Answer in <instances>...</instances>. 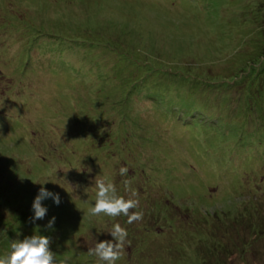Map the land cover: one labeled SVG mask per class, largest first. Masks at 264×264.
I'll use <instances>...</instances> for the list:
<instances>
[{
	"label": "rangeland",
	"instance_id": "rangeland-1",
	"mask_svg": "<svg viewBox=\"0 0 264 264\" xmlns=\"http://www.w3.org/2000/svg\"><path fill=\"white\" fill-rule=\"evenodd\" d=\"M259 9L264 0H0V255L12 240L41 234L69 264H95L88 249L109 240L113 224L88 216L95 178L115 183L121 166L123 178L133 169L143 173L138 182L151 178L155 192L165 180L177 206L222 217L244 208V183L264 190ZM10 23L23 36L7 35ZM34 33L30 64L5 55L27 53ZM260 82L262 97L243 98ZM229 152L233 173L221 169ZM42 186L60 203L43 199L47 214L33 220ZM155 233L144 255L130 251L116 264H201L200 237L182 243L177 259Z\"/></svg>",
	"mask_w": 264,
	"mask_h": 264
},
{
	"label": "trees",
	"instance_id": "trees-1",
	"mask_svg": "<svg viewBox=\"0 0 264 264\" xmlns=\"http://www.w3.org/2000/svg\"><path fill=\"white\" fill-rule=\"evenodd\" d=\"M261 12L262 9H259L257 15L253 18L258 22V34L264 39V13L261 14ZM8 28L7 35L8 33H12L14 36H18V34L23 36L22 33L25 32L21 29L18 30L19 32L16 29H12L11 23L8 24ZM3 30V28H0V31L3 32ZM37 37L38 35H35L34 33L31 38L33 43L28 46L29 51L27 50V53L22 54L20 51L18 53L15 50L12 51L10 47H8L5 55L9 57V59H13L14 63H18L21 59H26L25 62L30 64V62H32V46H36L35 41L37 40ZM8 42L10 43V41ZM261 43H264V40ZM259 44L260 43H255V45L260 47ZM253 52L257 53L254 54L253 57L257 55L264 60V47L254 49ZM227 75L231 78L234 77L231 72H228ZM257 76H259V74ZM260 83L259 87L261 89H256L253 93L251 91H246L243 98L248 97V99L252 98L251 100H257V97H262L263 94L261 92L263 91V82ZM253 87L256 88V84H254ZM254 104L256 105L255 101ZM186 105H189V103ZM257 113L261 116L258 121L263 122L264 113L262 112L261 114L259 109H257ZM216 116L218 117L217 114ZM233 138L228 139L232 142ZM251 151H253V148ZM229 154H231V152L228 154L221 153L220 157L221 160H223L221 169L233 173L236 172L237 167L226 163ZM233 161L239 162V156L232 159V162ZM249 165L250 163L247 164V167H249ZM50 170H53L52 167ZM210 172L213 174L211 169ZM138 175L143 176V173H138L133 169L128 177L123 178L121 175L115 176L117 192H120L122 188L125 190V181H130L127 188L134 190L140 201L138 208L134 209V211H140L143 213L142 220L131 224L127 223V217L123 215L112 220L113 224L118 222L128 233L126 247L122 252V255L128 254L130 251V257L132 259L138 258L134 255H144L146 250H148L150 242L153 240V238L151 239V236H149L150 232H156L154 236L157 237L158 235H162L165 237L162 239L161 245H159L160 249H164V251L168 254H173V256L176 255L175 257L177 259L183 258L182 251H179L180 249H184L182 243L187 241V244L190 245L195 237H200V241L196 239L197 242L193 248H195L198 257L201 260V264H236L234 259L239 261L237 264H264V190H260V187L258 188L256 184L253 185L252 189L246 188L244 183V187L239 189V191L245 192V195L249 197L242 198L244 208L242 207L243 209L240 210V207L234 212L231 211V213H229L228 210L227 213L229 214L226 213V215L222 217L218 211L209 214L202 209L196 210L189 206L179 207L172 201V195L166 192L167 185L165 180L158 181L157 185L162 188V190H157V192H155L150 184L151 178H143L142 183H140L135 177ZM242 177L248 176L242 174ZM145 184L147 185L145 186ZM15 195L19 204L23 205L24 202L21 201V196L16 192ZM43 202L44 204L46 203L45 200ZM0 207H3L1 202ZM25 213H27V211L22 212L21 214L17 213L16 215L18 216H15V221H24L26 218ZM3 219V222H6L7 217ZM140 223L143 225V228L138 227V224ZM107 234L110 237L109 240H113L110 232H107ZM100 241L104 240H98V242ZM52 247H58V242H52L50 248ZM145 248L147 249L145 250ZM155 251L159 250L155 249ZM93 257L94 256L91 257L89 262L93 263ZM174 261L177 262V260ZM85 262L86 261H82L81 263L84 264Z\"/></svg>",
	"mask_w": 264,
	"mask_h": 264
},
{
	"label": "clouds",
	"instance_id": "clouds-1",
	"mask_svg": "<svg viewBox=\"0 0 264 264\" xmlns=\"http://www.w3.org/2000/svg\"><path fill=\"white\" fill-rule=\"evenodd\" d=\"M128 172L127 166L119 168V175L121 176H126ZM129 184L130 181H125L126 190L129 191L126 198L125 195L117 192L115 183L111 180L95 178V200L88 208L89 218L103 215L114 219L123 215L127 217L129 224L142 220L143 213L134 211L138 208L139 201L134 198L137 193L127 188ZM48 197H51L56 204L60 203L58 194L51 193L42 186L32 203L33 220L43 219L47 214V209L43 206L42 200ZM54 220L55 217L49 221L48 227L52 226ZM108 232H110L113 240L96 242L92 248L88 249L89 255L96 257L95 264H116L126 247L128 233L124 227L117 222L112 225ZM49 245L50 239L41 234L12 240L9 250L0 255V264H69L70 257H58L50 250Z\"/></svg>",
	"mask_w": 264,
	"mask_h": 264
}]
</instances>
